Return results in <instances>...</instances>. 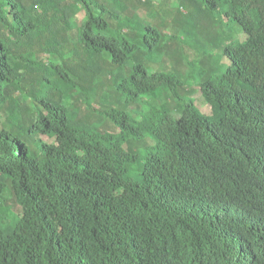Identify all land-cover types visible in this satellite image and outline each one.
I'll return each instance as SVG.
<instances>
[{
    "label": "trees",
    "instance_id": "trees-1",
    "mask_svg": "<svg viewBox=\"0 0 264 264\" xmlns=\"http://www.w3.org/2000/svg\"><path fill=\"white\" fill-rule=\"evenodd\" d=\"M263 167L264 0H0V264H264Z\"/></svg>",
    "mask_w": 264,
    "mask_h": 264
},
{
    "label": "clouds",
    "instance_id": "clouds-1",
    "mask_svg": "<svg viewBox=\"0 0 264 264\" xmlns=\"http://www.w3.org/2000/svg\"><path fill=\"white\" fill-rule=\"evenodd\" d=\"M184 60H186L187 63L184 61V64L182 66V68L184 69L183 73H184V75H188L191 71L194 70V66H195L196 62L189 61V60L186 59V57L184 58ZM222 62L228 63V60L226 58H222ZM256 170H258V169H256ZM259 171L264 172V167L259 169ZM224 215L226 216L227 221H228V222L224 223V226L228 227L229 241H232L233 237H234L233 230H232L233 228H234V233L237 236L241 233V231H247L246 230L247 224H246L245 217L242 216L240 213H238V212H236V211L231 209V211L226 210ZM249 228H251L253 231H261V232L264 233V230L261 229V228H258V227L254 228L253 226H250ZM255 236H259V235L255 234ZM236 239H238V238H236ZM229 249L232 252V255L235 257L236 262L239 263V262L247 259L246 256H243L242 258H240L239 252H237L235 250V248H229ZM218 262L219 263H223V264H233V262L225 255L218 256ZM256 264H261V260H259Z\"/></svg>",
    "mask_w": 264,
    "mask_h": 264
},
{
    "label": "rangeland",
    "instance_id": "rangeland-1",
    "mask_svg": "<svg viewBox=\"0 0 264 264\" xmlns=\"http://www.w3.org/2000/svg\"><path fill=\"white\" fill-rule=\"evenodd\" d=\"M185 56H186V59L189 60V61H194L195 58H196L194 52H191V51H187V54ZM190 95L194 97L195 104L200 108V110L204 114H210L211 113L210 107L205 105V104H203L201 95H200V93L198 91L192 90V93ZM191 96H188V97L191 98Z\"/></svg>",
    "mask_w": 264,
    "mask_h": 264
}]
</instances>
